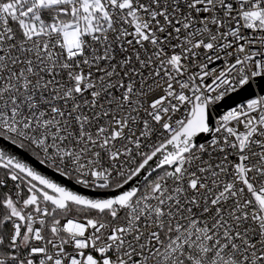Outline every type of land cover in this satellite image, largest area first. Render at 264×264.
I'll use <instances>...</instances> for the list:
<instances>
[{
	"label": "snow or ice",
	"instance_id": "snow-or-ice-1",
	"mask_svg": "<svg viewBox=\"0 0 264 264\" xmlns=\"http://www.w3.org/2000/svg\"><path fill=\"white\" fill-rule=\"evenodd\" d=\"M0 264H264V0H0Z\"/></svg>",
	"mask_w": 264,
	"mask_h": 264
}]
</instances>
